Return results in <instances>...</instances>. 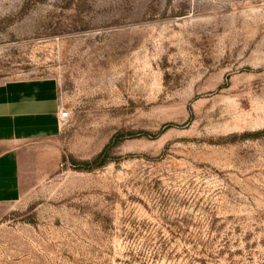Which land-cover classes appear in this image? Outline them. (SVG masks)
Instances as JSON below:
<instances>
[{
	"label": "rangeland",
	"instance_id": "1",
	"mask_svg": "<svg viewBox=\"0 0 264 264\" xmlns=\"http://www.w3.org/2000/svg\"><path fill=\"white\" fill-rule=\"evenodd\" d=\"M41 80L0 264H264V0H0V86Z\"/></svg>",
	"mask_w": 264,
	"mask_h": 264
},
{
	"label": "crops",
	"instance_id": "2",
	"mask_svg": "<svg viewBox=\"0 0 264 264\" xmlns=\"http://www.w3.org/2000/svg\"><path fill=\"white\" fill-rule=\"evenodd\" d=\"M60 108L53 81L0 86V211L18 195L21 155L26 144L60 135Z\"/></svg>",
	"mask_w": 264,
	"mask_h": 264
},
{
	"label": "built area",
	"instance_id": "3",
	"mask_svg": "<svg viewBox=\"0 0 264 264\" xmlns=\"http://www.w3.org/2000/svg\"><path fill=\"white\" fill-rule=\"evenodd\" d=\"M69 118H70V112L66 107L61 106L59 111V123L63 125L69 120Z\"/></svg>",
	"mask_w": 264,
	"mask_h": 264
},
{
	"label": "trees",
	"instance_id": "4",
	"mask_svg": "<svg viewBox=\"0 0 264 264\" xmlns=\"http://www.w3.org/2000/svg\"><path fill=\"white\" fill-rule=\"evenodd\" d=\"M107 150H105L98 158H97V160L98 159H101V158H105L106 157V155H107V152H106ZM106 161V160H105Z\"/></svg>",
	"mask_w": 264,
	"mask_h": 264
}]
</instances>
